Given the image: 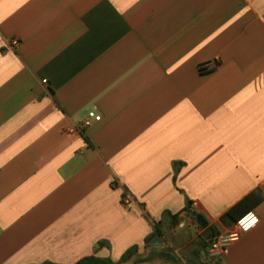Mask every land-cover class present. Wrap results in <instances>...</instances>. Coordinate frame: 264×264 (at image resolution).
Returning a JSON list of instances; mask_svg holds the SVG:
<instances>
[{
    "label": "crops",
    "instance_id": "1",
    "mask_svg": "<svg viewBox=\"0 0 264 264\" xmlns=\"http://www.w3.org/2000/svg\"><path fill=\"white\" fill-rule=\"evenodd\" d=\"M258 191L264 0H0V264H264Z\"/></svg>",
    "mask_w": 264,
    "mask_h": 264
},
{
    "label": "built area",
    "instance_id": "2",
    "mask_svg": "<svg viewBox=\"0 0 264 264\" xmlns=\"http://www.w3.org/2000/svg\"><path fill=\"white\" fill-rule=\"evenodd\" d=\"M19 44V40L14 39L10 48L14 49ZM215 66L216 62H210L202 66V69L204 68L205 70H212ZM47 82V80H44L45 84ZM100 119V115H98L95 111H91L89 112L88 117L84 121V126L88 128L94 123V121H98ZM125 203L129 204L130 201L126 200ZM259 223V215L255 211L248 212L235 223L232 230L225 233L213 235L209 246L210 253L213 256L223 254L232 244L238 242L243 235L256 228ZM246 225L248 226L246 227Z\"/></svg>",
    "mask_w": 264,
    "mask_h": 264
},
{
    "label": "trees",
    "instance_id": "3",
    "mask_svg": "<svg viewBox=\"0 0 264 264\" xmlns=\"http://www.w3.org/2000/svg\"><path fill=\"white\" fill-rule=\"evenodd\" d=\"M264 201V194L260 191L253 192L252 194L246 196L244 199H242L239 203L234 205L222 218V221L225 224H232L236 223L241 217H243L248 212L254 210L258 205H260ZM173 224L176 226L178 225V219L179 214L172 215ZM213 233L210 234L209 239H202V250L207 251L210 239L213 234L217 233V230H212ZM157 233L162 234L161 229L158 226ZM103 244H100L95 247V253H97L98 249ZM139 248L137 246L129 249L121 258L120 262L114 263L108 260H103L98 258L95 255L89 256L87 258H84L80 260L76 264H127L129 261H131L136 255L138 254ZM45 264H52V263H45Z\"/></svg>",
    "mask_w": 264,
    "mask_h": 264
},
{
    "label": "water",
    "instance_id": "4",
    "mask_svg": "<svg viewBox=\"0 0 264 264\" xmlns=\"http://www.w3.org/2000/svg\"><path fill=\"white\" fill-rule=\"evenodd\" d=\"M198 222H202V219L198 218ZM203 226L205 227L206 226V223H203ZM152 243L154 245H157V244H163V240L161 237H156L155 239L152 240Z\"/></svg>",
    "mask_w": 264,
    "mask_h": 264
},
{
    "label": "snow or ice",
    "instance_id": "5",
    "mask_svg": "<svg viewBox=\"0 0 264 264\" xmlns=\"http://www.w3.org/2000/svg\"><path fill=\"white\" fill-rule=\"evenodd\" d=\"M253 223H254V220H253ZM248 225H246V227H247Z\"/></svg>",
    "mask_w": 264,
    "mask_h": 264
}]
</instances>
